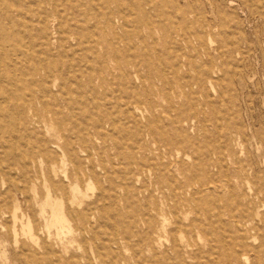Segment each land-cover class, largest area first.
<instances>
[{"label": "rangeland", "instance_id": "1", "mask_svg": "<svg viewBox=\"0 0 264 264\" xmlns=\"http://www.w3.org/2000/svg\"><path fill=\"white\" fill-rule=\"evenodd\" d=\"M0 26V264H264V0H0Z\"/></svg>", "mask_w": 264, "mask_h": 264}, {"label": "bare ground", "instance_id": "2", "mask_svg": "<svg viewBox=\"0 0 264 264\" xmlns=\"http://www.w3.org/2000/svg\"><path fill=\"white\" fill-rule=\"evenodd\" d=\"M0 144L2 145V149L4 150V155H3L4 160H6V157L9 155L8 153L13 154L16 149L19 152V148L21 147L20 145L13 147L12 144H8L7 138H5L3 136L0 138ZM51 155H52L51 150L48 148V146L46 144L43 143L40 146L36 145V144H29V145H27L26 152L24 153L25 157H24V159L23 158L22 159L24 160V164H27L29 161H31V163L32 162L35 163V162H38V160L42 161L45 164H49ZM0 162L5 163L4 161H0ZM169 189H170V192L172 194V197H175L176 196L175 192H174L175 189L174 188H169ZM74 191L77 192L76 189ZM41 208H42V215H43L45 223H46V228L48 230L56 229L59 234L65 230L70 232L69 217H74L75 212L69 211L67 213V211L65 210L64 204L61 200H55L48 193L46 201L42 204ZM48 208L51 210V215L49 217H47V215H46V210ZM186 210H188V209H186ZM24 232L29 233L31 235L30 225H27L24 228ZM32 240L35 241V239L33 237H32Z\"/></svg>", "mask_w": 264, "mask_h": 264}]
</instances>
